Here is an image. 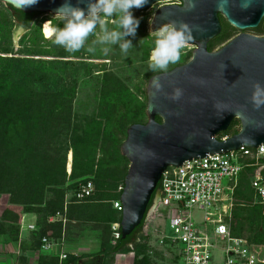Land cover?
Returning <instances> with one entry per match:
<instances>
[{
    "label": "water",
    "instance_id": "obj_1",
    "mask_svg": "<svg viewBox=\"0 0 264 264\" xmlns=\"http://www.w3.org/2000/svg\"><path fill=\"white\" fill-rule=\"evenodd\" d=\"M164 1L171 0H147L143 7L131 11L142 12ZM180 1L179 5L159 7L150 31L173 21L183 22L192 30L194 39L189 44L195 48L186 63L148 79L146 122L126 130L120 146V154L129 163L120 195L122 239L140 225L149 204L159 198L156 188L166 168L207 158V154L264 144V105L257 110L250 100L252 85L259 82L264 86V36L241 34L215 51L207 49L220 32L218 15L238 30L255 28L264 16V0ZM0 2L25 14L55 15L65 2L87 12L88 0H38L23 9L15 6V0ZM189 5L194 6L189 9ZM177 90L180 95L174 99ZM235 119L239 121L237 133L219 140L217 135ZM260 175L264 181L262 171Z\"/></svg>",
    "mask_w": 264,
    "mask_h": 264
},
{
    "label": "trees",
    "instance_id": "obj_2",
    "mask_svg": "<svg viewBox=\"0 0 264 264\" xmlns=\"http://www.w3.org/2000/svg\"><path fill=\"white\" fill-rule=\"evenodd\" d=\"M7 7L12 12V21L20 22L26 28H29L37 15L40 14H25ZM8 25V21L3 19L0 22V30L5 31ZM218 39L216 37L209 42L208 50H211L213 43ZM2 51L6 52V50ZM186 54L190 58L191 53ZM2 59L10 58L0 57V60ZM36 63L38 65L44 64L41 60H37ZM108 76L111 74H105L104 91L115 89L114 84L109 85ZM9 78L6 69L0 70V194H7L10 204L22 207L25 221L26 217L33 219L32 223L35 229L32 231L25 230L27 240L21 244L23 245V249L22 246L21 249L24 250L28 247L35 250L39 249L41 238L44 236L61 237V220H56L53 223L48 222L49 217H54L58 213L65 220L64 236L66 240L70 237L68 226L72 222L83 224L87 221H95L99 224L96 226L100 230V249L97 254L104 255L101 264H112L116 253H128L130 251L135 254L134 264H154V256L147 253L148 244L139 234L143 220L131 234L123 239L121 236L118 239H113L111 235L110 225L120 222L121 212L114 210L110 201L120 199L121 192H117V188L119 185L123 186L127 170L116 171L110 162L101 160L95 168L92 164L94 162L92 152L98 146L112 160L122 158L119 153L121 141L116 138L118 134L125 136L121 125L118 123L115 129L109 131L102 128L96 118H89L85 120L84 132L81 135H76L73 133L75 130L71 125L73 88L52 94H33L20 85L11 84ZM102 105L111 113L114 112V115L116 114L115 111L119 109V107L110 106L104 101H102ZM100 115L99 118H107L104 110ZM125 118L129 120V118ZM156 121L160 122L161 120L156 117ZM132 124L136 123L132 122L130 125ZM237 127H239V121L235 119L227 130L217 138L220 140L237 133L239 129ZM57 128H62L66 135L70 134L72 162L69 161V174L66 170L67 148L60 157L59 164L52 162L49 156L50 154L51 156L54 155V150L49 147L53 143L49 134L52 136L51 133ZM114 130H117L116 133ZM6 133L8 135L14 134L15 138L12 137L13 139H11L15 143L13 146H9L4 139ZM262 162L264 163V158ZM253 170V167H245L238 177L237 186L234 190L235 204L230 228L233 236L245 237L255 244H264V213L262 206L253 201L254 193L250 184V176ZM262 173L264 174V169ZM87 181H91L93 184V194L83 201H77L71 197L64 207L65 196L79 184H84ZM156 190H159V184ZM46 193L52 194V198L45 200ZM153 198L154 194L150 201ZM89 205L95 207L92 212L87 209L90 207H85ZM7 214L2 213L0 216V235L9 233L14 229L17 230V226L10 224L13 215L10 214L9 218ZM238 220L246 226L248 232L254 231L255 236L246 237L240 234V225L236 231L232 221ZM44 254L42 253L39 259L47 261V264H58L57 257L49 254L43 256ZM161 254L162 252L156 253L155 256ZM82 257V255H70L62 264H79ZM138 257L141 258L138 259ZM20 261L25 264L23 255L20 256Z\"/></svg>",
    "mask_w": 264,
    "mask_h": 264
},
{
    "label": "rangeland",
    "instance_id": "obj_3",
    "mask_svg": "<svg viewBox=\"0 0 264 264\" xmlns=\"http://www.w3.org/2000/svg\"><path fill=\"white\" fill-rule=\"evenodd\" d=\"M171 2L173 1L171 0ZM158 6L159 4H154L142 12H132L133 16L139 19L140 23L135 37H126V39L132 41L133 45V47L128 50L127 54L122 53L118 45L112 46V50L108 53L103 52V46L93 45L92 42L95 37L89 38L85 49L76 53H68L62 47L53 44L51 40L45 39V26L42 25V23L47 20V28L49 30L56 27L60 21L54 17L55 15L51 13H41L37 15L33 24L29 28H26L12 21V12L5 4L0 2V22L6 19L9 23L5 31L0 30V57L10 58L7 60H0V70H7L11 84L20 85L33 94H52L60 92L61 90H70L73 88L74 97L71 104V125L75 130L73 133L81 135L85 129V120L89 118H96L101 127L109 131L115 129L119 123L125 132V136L118 134L116 138L120 140L122 144L126 137V130L132 122L139 124H144L146 122V86L149 76L167 72L186 63L190 59L185 53L187 49L184 48L181 51L179 62L169 64L167 71L150 70L149 57L154 47L155 40L152 34L153 32L150 31V23ZM113 21L114 18H108L107 22L109 27H114ZM59 26L63 27L62 24ZM255 33L258 35L264 33V22ZM225 39L226 38L222 37L221 40L214 42L211 50L215 51L219 49L221 43H223ZM88 46H94L96 51L94 53L87 52L86 48ZM2 50H6V52ZM37 60H41L44 64L38 65L36 63ZM107 73L111 74V76H108V83L109 85L114 84L115 89H106L104 91L103 83L105 74ZM102 101L108 103L110 106L119 107V109L115 111L116 114L114 115V112L111 113L106 109V107L102 105ZM103 110L106 112L107 116V118L104 119L99 118ZM125 117L129 118V120ZM116 131L117 130H114L115 133ZM51 134L52 136L49 134V137L50 140L53 139V143L49 147L54 150V155L51 156L50 154L49 156L52 162L59 164L60 157L67 148L66 170L68 171L70 169L69 161L72 162V152L70 148L72 142L69 136L70 134L66 135L62 128H57ZM56 135L58 136L56 137ZM218 136H220V134H218L217 137ZM12 137H14L13 133H11V135L6 133L4 136L9 146L15 144L11 141V139H13ZM47 139H49L48 136ZM78 139V141H80V138ZM77 154L79 155V152H77ZM92 154H94V162L92 163L94 165L93 168L99 164L100 160L110 162V165L114 167L116 171H122L123 169L127 170L128 168L129 163L121 154L122 158L112 160L108 154L100 149V146H98ZM227 183V178H223L221 184L226 185ZM47 198H52V194L46 193L45 200H47ZM85 207H90L87 209L91 210V212L95 209L94 206L90 205ZM2 213H8L7 216L9 215V218L10 214H12L13 220L11 224L19 228L17 224L20 220L19 217L22 215V207L10 204L7 194H0V216ZM55 218L56 220H60L59 216ZM63 219L64 218H61V220ZM28 220L29 222H33V219L27 218V221ZM89 220L91 219L89 218ZM239 221L240 220L232 221L233 228H235L236 231L238 229L237 227L240 225V234L246 237L255 236L254 231L248 232L246 226ZM98 225L99 224L95 221H87L83 224L78 222L70 223V226H68L70 237L67 241L71 246L79 245V239L86 242L87 237L88 239H96L100 242V230L96 227ZM85 231H89L90 235L88 234L84 237L82 233ZM11 240H13L11 239V233H8L5 241L10 242ZM88 243L90 242H87V244ZM150 243L152 244V242ZM152 248L154 264H169V261L165 259L162 254L160 256H155L156 253H160L157 247L154 246ZM39 254L41 255L42 253L37 252V255ZM45 255L47 254L43 256ZM89 260H92V264L94 263L93 258L88 259V261Z\"/></svg>",
    "mask_w": 264,
    "mask_h": 264
},
{
    "label": "built area",
    "instance_id": "obj_4",
    "mask_svg": "<svg viewBox=\"0 0 264 264\" xmlns=\"http://www.w3.org/2000/svg\"><path fill=\"white\" fill-rule=\"evenodd\" d=\"M170 3L164 1L156 4H159V8ZM185 48V53H191L195 46L188 44ZM263 158L264 144H260L254 149L240 147L220 155L207 154V158L166 168L158 183L159 198L148 207L139 232L148 244L147 253L153 255L152 247L155 246L169 264H264V244L233 236L230 228L235 204L234 190L245 167L254 168L250 176L253 201L262 206L264 213V181L260 175L264 169ZM223 178L228 180L226 185L221 184ZM122 190L123 186L119 185L117 192ZM93 191L91 181L79 184L65 196L64 207L69 198L83 201ZM110 203L114 210L122 211L120 199ZM56 216L50 217L48 222L56 221ZM61 222L64 224L65 220ZM17 225L19 229H35L33 223L25 221L24 214ZM110 229L112 238L118 239L120 224L112 223ZM16 248L9 252L19 255V247ZM56 249L59 250L56 255L58 264H62L70 255H78L66 251L62 235L58 238L42 237L37 252L50 253ZM134 260L133 251L116 253L112 264H134Z\"/></svg>",
    "mask_w": 264,
    "mask_h": 264
},
{
    "label": "clouds",
    "instance_id": "obj_5",
    "mask_svg": "<svg viewBox=\"0 0 264 264\" xmlns=\"http://www.w3.org/2000/svg\"><path fill=\"white\" fill-rule=\"evenodd\" d=\"M36 3L38 0H15V6L20 9ZM146 3L147 0H88L85 12V9L65 2L54 16L60 23L51 30L47 28L48 21L43 24L45 39L51 40L68 53H76L85 49L90 37H95L93 45L103 46V52L108 53L112 46L118 45L120 51L127 54L133 45L126 37H135L140 23L131 9L141 8ZM193 6L189 5V9ZM108 18H114V27H109ZM152 34L155 37L149 57V68L152 71H167L169 64L178 63L182 49L194 39L191 28L176 21L161 25ZM86 51L94 53L96 48L88 46ZM155 87L160 86L157 83ZM252 87L250 100L253 107L259 110L264 105V86L255 82ZM179 95L180 91L177 90L173 98H178Z\"/></svg>",
    "mask_w": 264,
    "mask_h": 264
},
{
    "label": "crops",
    "instance_id": "obj_6",
    "mask_svg": "<svg viewBox=\"0 0 264 264\" xmlns=\"http://www.w3.org/2000/svg\"><path fill=\"white\" fill-rule=\"evenodd\" d=\"M59 217L60 219L63 218L62 215L61 216L59 215ZM26 221H27V218H26ZM27 222L32 223V222H29V220ZM9 233H11V239H13L10 242L5 241L8 233L5 234L6 236L4 234L0 235V264H24L20 261L21 255H23V257L25 258V264H41V263L47 264V261L39 259L40 254L37 255L38 249L35 250V249L28 247L27 249L22 250L23 245L21 244L25 243L27 240L25 229L17 228V230L14 229L13 231ZM82 234L84 237H86L88 234L90 235V232L85 231ZM62 236L65 241L66 251L76 252L78 256L79 255L83 256L80 259L79 264H92V260L88 261V259H92V258L94 259L93 264H101L102 261L104 260L103 254H97L100 249V242L98 240L96 239L91 240V239H88L87 237L86 242L84 240L79 239V242H78L79 245L77 244V246H71L64 236V224H62ZM87 242H90V243L87 244ZM17 243H18V246H17ZM81 243H84V244H81ZM21 246H22V249H21ZM16 247H19V252H20L19 255L11 253L12 250L14 249L17 250ZM58 251L59 250L56 249L50 253H45V254L53 255L56 257Z\"/></svg>",
    "mask_w": 264,
    "mask_h": 264
},
{
    "label": "flooded vegetation",
    "instance_id": "obj_7",
    "mask_svg": "<svg viewBox=\"0 0 264 264\" xmlns=\"http://www.w3.org/2000/svg\"><path fill=\"white\" fill-rule=\"evenodd\" d=\"M172 1L173 2H171L170 4H177V5L181 4L180 0H172ZM218 18H219V24H220V32L216 37L219 38L218 40H221L222 37L226 38L223 41V43H221L220 47H222L225 43H227L232 38H234L238 35H241V34H247V35H253V36H264V33L259 34V35L257 33H255L258 30V28H260L262 26V23L264 22V16L262 17L259 24L255 28H247L245 30H238V29L232 27L231 25H229L225 21V19L221 15H218ZM18 24L21 25L20 22H18ZM225 36H228V37H225ZM216 37H214V38H216ZM208 44H207V49H208ZM208 51H212V50H208ZM134 233H133V235H134Z\"/></svg>",
    "mask_w": 264,
    "mask_h": 264
},
{
    "label": "bare ground",
    "instance_id": "obj_8",
    "mask_svg": "<svg viewBox=\"0 0 264 264\" xmlns=\"http://www.w3.org/2000/svg\"><path fill=\"white\" fill-rule=\"evenodd\" d=\"M47 21V20H46ZM46 21H44V22H46ZM43 25V24H42ZM15 36V35H14ZM16 37V36H15ZM66 165H67V162H66ZM68 173L70 172V169L67 171Z\"/></svg>",
    "mask_w": 264,
    "mask_h": 264
}]
</instances>
